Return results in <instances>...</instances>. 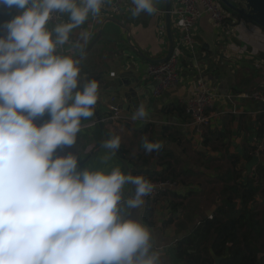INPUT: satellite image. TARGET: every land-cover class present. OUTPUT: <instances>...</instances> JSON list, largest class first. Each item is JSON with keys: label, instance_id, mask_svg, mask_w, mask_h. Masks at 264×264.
I'll return each mask as SVG.
<instances>
[{"label": "clouds", "instance_id": "clouds-1", "mask_svg": "<svg viewBox=\"0 0 264 264\" xmlns=\"http://www.w3.org/2000/svg\"><path fill=\"white\" fill-rule=\"evenodd\" d=\"M108 4L0 0V14L15 13L0 20V264H163L141 215L156 185L120 167L90 168L71 150L100 84L61 49L82 48L87 34L73 40L74 30ZM131 4L133 17L157 11L156 0ZM149 115L141 104L132 119ZM120 146L118 135L102 144L106 157ZM162 146L142 137L146 153Z\"/></svg>", "mask_w": 264, "mask_h": 264}, {"label": "crops", "instance_id": "crops-1", "mask_svg": "<svg viewBox=\"0 0 264 264\" xmlns=\"http://www.w3.org/2000/svg\"><path fill=\"white\" fill-rule=\"evenodd\" d=\"M113 3L111 0V4L105 5L102 9L100 16L90 17L84 25L74 30L71 37L73 40L80 32L87 34L86 43L82 48L76 49L65 45L61 49L64 54H72L80 60L82 75L96 79L100 84L99 99L93 109L94 115L82 120L77 145L71 149L76 151L81 163L93 169L102 168L106 171H111L113 167L130 166L123 163L117 154L106 157L108 150L102 147L106 138L96 122L97 116L102 119L110 113L111 96L115 97L119 106L122 103L130 106L122 96L128 88L134 90L132 98L137 105L130 106L129 111L120 108L121 113L132 117L130 111H135L144 104L150 113L148 120L154 125L157 137L162 143L165 142L160 138L162 127L168 125L177 128L182 133L181 145L169 142L166 146L185 158L188 155L189 160L185 159L188 165L192 164L191 156L195 159L197 157L194 155L195 150L213 156L214 161H211L209 166L217 162L223 163L224 160L228 164L223 158L224 155L241 156L249 151V146L256 140L255 125L264 112V103L237 97L229 101L226 96H235L253 89L264 90V29L239 16L237 17L240 22L228 18L225 24L217 27L210 22L207 15H203L195 23L192 31L194 55L189 50H183L179 58V82L166 89L161 96L155 97L152 95L153 80L146 72L149 61L129 44L140 50L147 58L160 59L165 56L168 49L165 0H156L157 11L154 14L141 13L138 17L131 14L133 7L131 0H123L116 10H113ZM13 14L15 13L5 10L4 14H0V20L9 19ZM171 29L176 44L177 30L172 23ZM99 32L101 34L92 46L78 56ZM128 37L130 41L127 40ZM198 79L217 95L212 110L213 126L206 129L202 135L203 139L208 131H217L222 135L220 139H211L210 145L207 146L192 142L185 126L186 121L164 112L167 105L184 104ZM125 81L126 86L123 85ZM136 85L138 89L134 88ZM218 112L220 114L216 115ZM47 118L46 114L42 119ZM129 122L130 127L125 130L122 123L119 127L106 121L102 124L109 138L120 136L130 149V153L134 154L137 151L139 137L132 136V132L139 126L136 122ZM182 149L186 154L181 152ZM150 161L152 167L156 166V156L151 157ZM202 161V158L198 159V163ZM246 161L242 160L241 166ZM156 169H159V166H156ZM204 169V174L200 176L211 178L216 174L211 168ZM196 178L189 177L181 182L177 180L179 184L177 189L163 192L153 198H145L146 203L141 210L142 219L152 229L156 244L162 252L163 264H182L174 257L173 248L178 238L189 229V220L176 209L175 204L181 200L185 204L190 198L200 200L201 204L205 202L203 183L191 180ZM191 181L194 184H191ZM133 190L134 186L131 184L124 187L126 195ZM207 209L204 210V214ZM201 212L202 210H199L193 219L200 216Z\"/></svg>", "mask_w": 264, "mask_h": 264}, {"label": "trees", "instance_id": "trees-1", "mask_svg": "<svg viewBox=\"0 0 264 264\" xmlns=\"http://www.w3.org/2000/svg\"><path fill=\"white\" fill-rule=\"evenodd\" d=\"M164 110L183 121L190 118L182 103L167 105ZM262 113L255 125L254 141L264 145V112ZM207 135L202 142L205 146L210 145L211 139H220L222 133L208 131ZM132 136L139 137L137 151L131 154L130 149L121 143L116 152L123 163L130 164L128 168H121L126 173L129 170L133 175H143L150 180L183 181V178L201 177L205 172L204 168L210 169L209 163L214 161L213 156L195 150L194 155L197 157L195 159L191 156L192 164L188 165L185 160H189L188 155L185 158L166 146L169 142L180 146L183 139L177 128L168 125L162 127L160 138L165 142L159 151L146 153L142 147L144 136L159 140L152 123L139 126L132 132ZM249 147L252 149L254 146ZM181 152L186 154L184 149ZM153 156H156V166L159 169L151 166ZM199 158L203 161L198 163ZM223 158L228 161V165L224 162L216 164L217 169H213L216 174L206 181L207 184L218 185L211 188L214 196L202 204L195 198H190L185 204L182 200L175 204L176 209L189 220V229L178 238L173 248L174 257L182 264H215V256L221 257L219 264H264V160L254 165L248 173L244 165L240 164L242 160L251 158L248 151L241 156L227 154ZM207 202L215 205L211 217L204 214ZM199 210H202V214L193 219Z\"/></svg>", "mask_w": 264, "mask_h": 264}, {"label": "built area", "instance_id": "built-area-1", "mask_svg": "<svg viewBox=\"0 0 264 264\" xmlns=\"http://www.w3.org/2000/svg\"><path fill=\"white\" fill-rule=\"evenodd\" d=\"M122 1L123 0H113V10H116L119 3ZM237 2L239 6L245 8L243 2L239 0H237ZM203 15H207L210 22L217 27L225 24L228 18H234L235 21L239 22L240 19L237 16L245 18L239 14L236 15L233 11L224 6L220 0H172L170 17L172 26L177 30V43L174 44L172 53L167 59L160 62L147 63L146 72L153 80V96H161L166 89L175 86L179 82V58L183 50H189L194 55L195 43L192 38V31L195 23ZM242 18L241 20H243ZM216 96V93L207 88L200 79L195 81L191 95L184 102L185 112L190 116L185 126L192 142L202 143L204 140L202 135L203 132L213 126L214 112L212 110L215 106ZM235 97L249 98L264 103V90L253 89L251 91L236 94L235 96H226L229 101H232ZM110 101V113L100 119L101 122L122 123L123 121H131L136 122L137 126L150 123L148 119L133 120L129 115H123L114 96H111ZM215 114L218 115L220 113L218 112ZM252 146L254 147L248 151L250 157L254 155L264 157V145L262 142L254 141ZM151 181L156 185V189L146 198L159 196L163 192L175 190L179 186L177 181L170 179H157ZM256 198L260 200L259 196ZM207 217H211V215Z\"/></svg>", "mask_w": 264, "mask_h": 264}, {"label": "water", "instance_id": "water-1", "mask_svg": "<svg viewBox=\"0 0 264 264\" xmlns=\"http://www.w3.org/2000/svg\"><path fill=\"white\" fill-rule=\"evenodd\" d=\"M220 1L222 2V4L224 6H226L228 9H230L234 13L245 17L247 20H250L251 22L257 24L258 26H260L264 29V0H239V1L244 3L245 8L239 6V3L237 2V0H220ZM171 4H172V0H165V28H166L167 39H168V49H167V53L165 54L164 57H162L160 59L147 58V57L143 56V54L140 50H137L132 44H129L131 48L136 50L142 57L147 59L149 62L163 61V60L167 59L172 53V50L174 47V39H173L172 29H171V17H170ZM100 34H101V32H99V34H97L93 38V40L90 42V44H88L86 49L83 50L81 53H79L78 56H80L84 52H86L92 46V44L96 41V39H98ZM127 40L130 41V38L128 37ZM78 56H76V57H78ZM123 85L126 86V81L124 82ZM134 88L138 89V85L134 86ZM122 96H123V98L126 99V101L128 102V104L130 106L133 107V106L137 105V102H134L133 98H132L134 96V90L133 89L128 88L127 91L122 93ZM130 106H128L125 103L120 104V106L118 105L119 108L125 109L127 111H129ZM130 112L132 114L134 113V111H132V110ZM97 123H98L99 127L103 130L105 138L108 139L109 136H108L107 132L105 131V127L103 126V124L100 121V118L98 116H97ZM119 125H120L119 122L114 123L115 127H119ZM122 125L124 126L123 129L125 130L126 128L130 127V122L129 121H123ZM263 160H264V157H258L256 155H254L244 163V168L246 169V171L248 173H250L252 167L254 165L258 164L259 162H262ZM214 210H215V205H212L211 207H209L205 211L206 216L212 215ZM214 260H215V264H219L221 257L215 256Z\"/></svg>", "mask_w": 264, "mask_h": 264}, {"label": "rangeland", "instance_id": "rangeland-1", "mask_svg": "<svg viewBox=\"0 0 264 264\" xmlns=\"http://www.w3.org/2000/svg\"><path fill=\"white\" fill-rule=\"evenodd\" d=\"M121 143H124V144H125V141L121 139ZM223 162H224L225 165H228V164L226 163L225 160H224ZM218 163H219V162L214 163V164H211V165H210V168H211V169H217V168H216V164H218ZM209 177H210V176H208V178H209ZM179 180H182V179H178V181H179ZM183 180H184V178H183ZM196 180H199L201 183H203L204 190L206 191L205 194H203V195H204V200H208L209 197L214 196V193L211 192V188H212L213 186H215V185L207 184V183H206L207 178L204 177V176H201V177H199V178H196L195 181H196ZM195 181H194V182H195ZM179 182H181V181H179ZM194 182L191 181V184H194ZM196 194H199V193H196ZM190 202H191V200H190ZM210 206H211V205L207 202V207H206L205 209L209 208Z\"/></svg>", "mask_w": 264, "mask_h": 264}]
</instances>
